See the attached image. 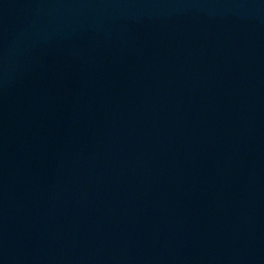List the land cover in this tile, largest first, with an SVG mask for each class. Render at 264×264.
Listing matches in <instances>:
<instances>
[{"label":"water","instance_id":"1","mask_svg":"<svg viewBox=\"0 0 264 264\" xmlns=\"http://www.w3.org/2000/svg\"><path fill=\"white\" fill-rule=\"evenodd\" d=\"M0 264H264V0H0Z\"/></svg>","mask_w":264,"mask_h":264}]
</instances>
